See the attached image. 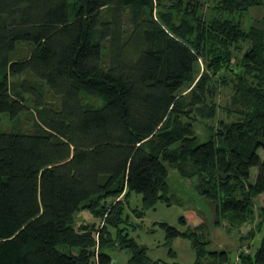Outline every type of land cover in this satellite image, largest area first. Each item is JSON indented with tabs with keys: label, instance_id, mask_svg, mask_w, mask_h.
Here are the masks:
<instances>
[{
	"label": "trees",
	"instance_id": "trees-1",
	"mask_svg": "<svg viewBox=\"0 0 264 264\" xmlns=\"http://www.w3.org/2000/svg\"><path fill=\"white\" fill-rule=\"evenodd\" d=\"M253 7L264 0H0V124H14L0 131V264H114L117 248L129 264H179L111 231L133 194L170 201V168L217 225L258 219L241 240L262 235L231 260L208 250L203 223H160L169 256L186 238L195 264H264V18L205 16ZM83 208L100 223L78 220Z\"/></svg>",
	"mask_w": 264,
	"mask_h": 264
},
{
	"label": "rangeland",
	"instance_id": "rangeland-1",
	"mask_svg": "<svg viewBox=\"0 0 264 264\" xmlns=\"http://www.w3.org/2000/svg\"><path fill=\"white\" fill-rule=\"evenodd\" d=\"M249 16L245 14H235L229 16L223 12H217L208 8L205 11V16L208 19H223V18H239L246 28L250 26H260L259 21L264 18V9L261 7H253L249 10ZM260 13L262 18L255 17ZM252 15V16H251ZM20 49L24 46L20 44ZM25 55V52H20L19 55ZM0 124V131H10L14 124L4 114ZM222 117V114L219 115ZM34 116L31 112L21 116V127L24 130H29L33 126ZM19 127V125H17ZM195 130L200 139L204 141L208 137V131L201 123L195 124ZM264 157V152L261 151ZM169 175V202H158L154 207L146 208L142 202V196L133 194L128 203L124 204L122 221L118 223L114 229H121L122 233H128V237L133 238L140 246L147 249V255L153 261H166L168 263L178 262L179 264H195L196 254L192 248L190 240L186 238H176L171 242L170 247L176 252V258L172 259L169 256V247L166 245V236L160 223H167L179 230H185L187 226L195 229L197 226L204 224L202 233L205 234V239L210 240L207 245L208 250H225L229 253L231 260H235L237 252L252 251L258 248L261 234L252 240H241V236L246 235L252 229L256 228L259 223L258 219L248 222L243 226H234L228 220H222L221 224L217 225V217L214 206L201 197L195 190L191 180H186L176 169L170 168ZM254 169L253 173H256ZM110 204L113 199H106ZM264 205V195L257 198L256 207ZM181 217L187 221L182 223ZM78 220L85 223H100V217L91 211L90 208H83L79 211ZM253 244V245H252ZM60 249H63L61 247ZM114 264H129L130 253L127 249L117 248L110 252ZM202 264H209L204 261Z\"/></svg>",
	"mask_w": 264,
	"mask_h": 264
},
{
	"label": "crops",
	"instance_id": "crops-1",
	"mask_svg": "<svg viewBox=\"0 0 264 264\" xmlns=\"http://www.w3.org/2000/svg\"><path fill=\"white\" fill-rule=\"evenodd\" d=\"M251 16H252V15H251ZM255 17H258V18L261 17V18H262V15H261L260 13H258L257 16H255Z\"/></svg>",
	"mask_w": 264,
	"mask_h": 264
}]
</instances>
